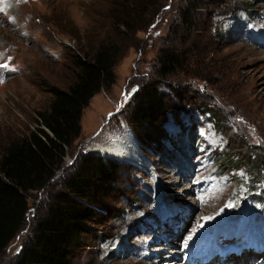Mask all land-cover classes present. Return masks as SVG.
Returning <instances> with one entry per match:
<instances>
[{
  "label": "rangeland",
  "instance_id": "374dc122",
  "mask_svg": "<svg viewBox=\"0 0 264 264\" xmlns=\"http://www.w3.org/2000/svg\"><path fill=\"white\" fill-rule=\"evenodd\" d=\"M120 1L133 4V31L122 32L112 14ZM191 4L196 29L183 43L181 11ZM190 41L198 67L158 79L159 50ZM100 42L122 48L114 81L82 109L73 150L30 194L25 223L0 264L20 250L33 214L78 154L97 153L109 136L129 140L136 159L118 160L117 181L86 223L71 264H176L185 234L196 239L216 222L222 229L244 211L264 224V163L257 156L264 154V0H0V154L10 138L39 126L35 111L47 105V88L71 82L70 54ZM148 81L166 102L163 119L132 126L127 110Z\"/></svg>",
  "mask_w": 264,
  "mask_h": 264
},
{
  "label": "trees",
  "instance_id": "16d2710c",
  "mask_svg": "<svg viewBox=\"0 0 264 264\" xmlns=\"http://www.w3.org/2000/svg\"><path fill=\"white\" fill-rule=\"evenodd\" d=\"M129 7L133 4L120 1L112 10L114 18L121 22L122 32L134 30L135 20L129 16ZM190 7L192 4L181 11L185 34L183 32L179 38L183 43L196 29ZM195 45L196 41H190L183 49L171 43L164 45L156 57L154 72L157 78L165 79L179 71L197 68L198 61L194 58L198 48ZM193 49L195 53L191 57ZM80 52L73 51L69 56L71 82L65 88L54 85L47 88V105L35 111L34 121L39 126L10 138L2 147L0 255L25 223L30 194L48 183L61 167L66 153L73 150L80 134L82 109L95 93L114 81L113 67L122 53L117 43L100 42L92 51ZM132 101L127 110L130 125L141 127L163 119L166 102L155 81L145 82ZM200 103L209 114L206 104ZM257 156L258 164L264 163V154ZM227 161L226 167L233 168V158ZM119 165L117 159L96 152L79 153L65 171L59 189L33 214L29 236L10 264H71L74 252L81 247L86 223L93 219L100 209V200L117 181Z\"/></svg>",
  "mask_w": 264,
  "mask_h": 264
},
{
  "label": "bare ground",
  "instance_id": "6f19581e",
  "mask_svg": "<svg viewBox=\"0 0 264 264\" xmlns=\"http://www.w3.org/2000/svg\"><path fill=\"white\" fill-rule=\"evenodd\" d=\"M127 136H125L126 139ZM121 136H109L108 139L106 140L105 144L101 145H96L95 151H97L98 154H101L102 156H107L111 157L117 160L121 161H127V162H134L136 159V156L133 151L137 154L136 150L131 151L133 147H131V142L129 140H123ZM134 140V139H133ZM227 224L222 227L223 231L226 228ZM217 227V226H216ZM228 227V232L229 230L232 229V226H227ZM186 229V224L183 225L182 230ZM218 231H220V227H218ZM181 232V230H180ZM178 238V235H175ZM185 238L188 239V236L186 234L184 235ZM184 238V239H185ZM229 240V239H228ZM186 247V246H185ZM183 248L181 252V261H178L176 264H184L185 260L187 259L188 256V248ZM176 254H174L175 256ZM244 256H230V258H225L221 260L220 264H230V262H233L234 264H244L246 263Z\"/></svg>",
  "mask_w": 264,
  "mask_h": 264
},
{
  "label": "snow or ice",
  "instance_id": "6c2138e0",
  "mask_svg": "<svg viewBox=\"0 0 264 264\" xmlns=\"http://www.w3.org/2000/svg\"><path fill=\"white\" fill-rule=\"evenodd\" d=\"M189 239H191V237H189Z\"/></svg>",
  "mask_w": 264,
  "mask_h": 264
}]
</instances>
